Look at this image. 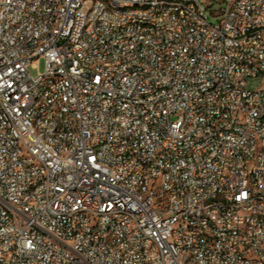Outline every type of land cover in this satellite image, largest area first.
Here are the masks:
<instances>
[{"label":"built area","instance_id":"2783aa9c","mask_svg":"<svg viewBox=\"0 0 264 264\" xmlns=\"http://www.w3.org/2000/svg\"><path fill=\"white\" fill-rule=\"evenodd\" d=\"M0 264H264V0H0Z\"/></svg>","mask_w":264,"mask_h":264},{"label":"rangeland","instance_id":"374dc122","mask_svg":"<svg viewBox=\"0 0 264 264\" xmlns=\"http://www.w3.org/2000/svg\"><path fill=\"white\" fill-rule=\"evenodd\" d=\"M215 9H218V5H214ZM206 14L209 19V22L212 24H217L219 22V18L213 16V10L206 9ZM45 70V60L40 58L36 61V68L30 67L29 71L32 75H36L38 72H43Z\"/></svg>","mask_w":264,"mask_h":264}]
</instances>
